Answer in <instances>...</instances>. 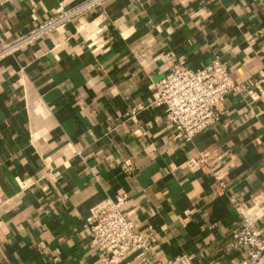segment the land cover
<instances>
[{
    "label": "crops",
    "instance_id": "0c3cea01",
    "mask_svg": "<svg viewBox=\"0 0 264 264\" xmlns=\"http://www.w3.org/2000/svg\"><path fill=\"white\" fill-rule=\"evenodd\" d=\"M87 1L0 4V48L79 7L0 55V264H104L88 217L119 195L152 259L245 257L228 241L236 207L264 193V0ZM215 57L243 87L185 140L152 103V84ZM114 264L139 259L130 251Z\"/></svg>",
    "mask_w": 264,
    "mask_h": 264
},
{
    "label": "built area",
    "instance_id": "2783aa9c",
    "mask_svg": "<svg viewBox=\"0 0 264 264\" xmlns=\"http://www.w3.org/2000/svg\"><path fill=\"white\" fill-rule=\"evenodd\" d=\"M8 1L0 0V4ZM96 1L99 0H88L85 5L90 6ZM78 8L70 12H58L28 33L5 44L0 48V55L62 25ZM152 87L155 94L152 103L164 107L166 118L176 126L185 140H190L220 118L218 105L226 94L243 86L235 83L226 64L215 57L197 69H190L183 64L169 67ZM120 166L123 171L131 172L132 160L125 158ZM122 199L123 195H119L116 199L102 200L91 208L88 217L91 242L102 252L104 264H114L130 251L135 252L139 264H193L192 256L188 253L164 261L152 259L149 256L151 237L136 230L132 219L121 211ZM236 208L240 218L228 245L232 248L246 247V256L231 264H264V225L261 229L257 225L264 218V193L257 195L249 205Z\"/></svg>",
    "mask_w": 264,
    "mask_h": 264
}]
</instances>
